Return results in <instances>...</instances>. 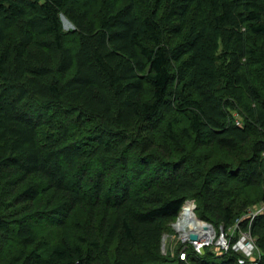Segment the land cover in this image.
I'll use <instances>...</instances> for the list:
<instances>
[{
  "label": "trees",
  "instance_id": "trees-1",
  "mask_svg": "<svg viewBox=\"0 0 264 264\" xmlns=\"http://www.w3.org/2000/svg\"><path fill=\"white\" fill-rule=\"evenodd\" d=\"M105 2L97 21L81 0H0L7 264H241L216 244L164 252L190 200L264 264V210L247 216L264 205V0Z\"/></svg>",
  "mask_w": 264,
  "mask_h": 264
},
{
  "label": "rangeland",
  "instance_id": "rangeland-1",
  "mask_svg": "<svg viewBox=\"0 0 264 264\" xmlns=\"http://www.w3.org/2000/svg\"><path fill=\"white\" fill-rule=\"evenodd\" d=\"M106 0H81V4L85 7L87 6L86 8H89L91 10V15L94 19H96L97 21H99L101 19V17L103 16L104 12H105V5H106ZM62 22H63V29L66 33H71L75 30V25L73 24V22L68 18L66 17L65 15H62ZM71 37V36H70ZM69 40L67 42H70V39L71 38H68ZM210 150H201L200 153H209ZM213 151L212 153V156H211V160H210V164L212 163H216V162H220V161H225V160H228L230 159L227 154L223 151H220V150H211L210 153ZM41 182V181H40ZM50 193L44 197L38 206H40L41 209H43L45 206H48L47 202L50 201ZM56 201H60V199H57ZM55 201V202H56ZM192 202L195 203L196 205V208H194V212H195V215L197 217V219L205 222V223H209L208 221H205L203 219H201L199 216L200 215H204L202 210H200V213H199V210L197 209L198 208V204H197V201L196 200H190ZM187 204V203H186ZM185 206V205H184ZM183 206V207H184ZM183 209V208H182ZM182 213V210L180 212V214ZM179 214V216L173 220L172 222H169L165 225V229H166V232H165V235H164V238H163V249H164V252L165 253H170V255L172 257H176L175 254H176V251L179 249V248H186L188 243L190 242L189 240H187L186 238H184L182 236V234L185 232V231H189L190 229V226L189 224H187L185 227H183V230L178 226L179 223H180V220L182 218V216ZM199 215V216H198ZM101 216V213L99 214V217ZM86 212L83 211V210H79L77 209L76 212L74 213V216L71 220L72 223H81V224H84V222H86ZM211 224V223H209ZM213 225V224H212ZM214 226V225H213ZM38 229V232L40 234L42 233H46V229L44 228V225L42 226H38L37 227ZM214 229H215V234L214 236L212 237L211 239V245H214V244H217V242L219 241V237H220V234L222 233V229H220V231H218L215 226H214ZM233 230V229H232ZM231 230V232H232ZM51 232V231H50ZM49 232V233H50ZM225 234H227L225 232V230L223 231ZM233 234H236L235 232H232ZM242 234V233H241ZM16 244L15 241H13L11 243L10 241V245L8 246H5L4 247V250H1L0 251V264H7L8 261H10V259L12 258V254L14 253V248L16 246H14ZM194 244V243H193ZM184 245V246H182ZM195 245V244H194ZM20 247V246H19ZM183 250V249H182ZM6 253H10V254H6ZM7 255V256H6ZM16 255V254H14ZM176 264V263H175Z\"/></svg>",
  "mask_w": 264,
  "mask_h": 264
},
{
  "label": "built area",
  "instance_id": "built-area-1",
  "mask_svg": "<svg viewBox=\"0 0 264 264\" xmlns=\"http://www.w3.org/2000/svg\"><path fill=\"white\" fill-rule=\"evenodd\" d=\"M264 210V205H259L251 208L249 210V213L247 216L251 217V220H253L256 216H258L262 211ZM224 229H222V233L220 234L219 241L217 242V246H220V248L224 249L225 251H228L231 247L237 252H241L244 256L240 257L239 262L241 264H258L257 257L260 256V250L257 246V243L255 241V238L251 235L249 232H244L240 235V238L231 245L230 239L228 236V233L225 234ZM211 239L199 241V242H193L195 244L196 249L201 252L202 248L211 245ZM181 258H186V253L183 251L181 252Z\"/></svg>",
  "mask_w": 264,
  "mask_h": 264
},
{
  "label": "bare ground",
  "instance_id": "bare-ground-1",
  "mask_svg": "<svg viewBox=\"0 0 264 264\" xmlns=\"http://www.w3.org/2000/svg\"><path fill=\"white\" fill-rule=\"evenodd\" d=\"M193 209H194V204L192 202H188L187 204H185L184 210H183V216L178 226L182 229L187 224H189L190 228L197 230L199 232L201 236V241L212 238L214 236V232L211 229H206L204 227L203 221L197 219V217L194 219L187 220V217H188L187 215H189V213Z\"/></svg>",
  "mask_w": 264,
  "mask_h": 264
},
{
  "label": "water",
  "instance_id": "water-1",
  "mask_svg": "<svg viewBox=\"0 0 264 264\" xmlns=\"http://www.w3.org/2000/svg\"><path fill=\"white\" fill-rule=\"evenodd\" d=\"M188 202H192V201H188ZM192 203L194 204V208H196L195 203L194 202H192ZM183 210H184V207L182 209V213L180 214L181 216H183ZM187 216H188L187 217V220L196 218L194 209ZM203 223H204V227L206 229H211L214 232V234H215V229H214V226L212 224L205 223V222H203ZM182 230H183V228H182ZM182 236L184 238H186V239H189L190 241H193V242H199V241H201V236H200L199 232L197 230H194V229H190L189 231H185L182 234Z\"/></svg>",
  "mask_w": 264,
  "mask_h": 264
}]
</instances>
